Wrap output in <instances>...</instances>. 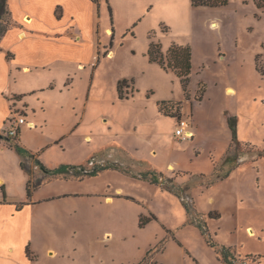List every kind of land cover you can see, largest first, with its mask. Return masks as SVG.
<instances>
[{"label":"rangeland","instance_id":"1","mask_svg":"<svg viewBox=\"0 0 264 264\" xmlns=\"http://www.w3.org/2000/svg\"><path fill=\"white\" fill-rule=\"evenodd\" d=\"M9 6L14 19L37 14L53 39L75 29L81 42L68 45L58 36L53 59L57 51L73 61L53 60V74L40 71L10 86L28 94L0 98V116L8 113L0 134L7 136L21 114L27 121L20 124L21 144L47 167H107L52 178L26 157L29 176L22 154L0 138V198L28 202L30 177L31 186L41 181L34 200L56 198L53 206L37 205L41 218L53 216V237L35 243L37 264H51L50 245L67 254L56 264H231L209 242L206 226L236 264H264V7L257 0L217 7L192 0H9ZM152 43L164 54L174 44L191 48L188 91L173 70L151 61ZM111 48L114 54L104 56ZM178 112L198 136L175 137ZM149 170L183 187L195 213L177 193L131 176ZM105 193L116 194L114 203L105 202ZM30 208L6 225L9 209L0 206V225L9 228L0 235V264H22ZM141 217L150 218L144 226ZM109 232L112 239L104 237Z\"/></svg>","mask_w":264,"mask_h":264},{"label":"crops","instance_id":"2","mask_svg":"<svg viewBox=\"0 0 264 264\" xmlns=\"http://www.w3.org/2000/svg\"><path fill=\"white\" fill-rule=\"evenodd\" d=\"M12 16H13L15 25H13L7 31V33L4 35L1 41V47L3 50L0 52V98L5 97L6 93H9V94L13 93L16 95L18 99H20L22 97L21 94L25 95V94H28V92L27 90H23L18 93L16 92L14 93L13 91H11L10 86H12V84L17 82V80H22L26 82L28 78L33 77L35 73H38L40 71L46 72L48 74L49 73L53 74V60L54 61H73L74 58L70 53H62V52H57V51L54 53L55 59H53V44L60 45L61 43L57 40L58 36L63 37L62 43H67L68 45L74 44L77 47H80V44L78 43L81 42L80 40L81 37L78 36L79 33L73 28L74 30L70 33V36L68 37L66 36L64 38V34L56 33L54 34L56 36L53 39V30L48 29V28H43L40 24H38L39 23L38 21H35V16L37 18V14L34 15L31 12H25L23 14H19L18 19H14L13 13H12ZM26 16H30L32 21L31 22L25 21ZM111 32H113L114 34V31L112 28L106 27V33L109 34ZM98 48H100V46ZM8 52L12 53L13 56L10 58L7 57ZM98 53L100 54L98 59H100L101 58L100 50L98 51ZM113 54H114V51L111 48V50L107 52V55L104 54V56H110ZM83 65L84 63L81 60H79L78 67H82ZM45 90L47 89L45 88ZM49 90L53 91V84L49 88ZM35 91L38 92L41 90L36 89ZM8 107L10 108L9 103L7 105V110H9ZM183 114H184L183 116L186 115V108L183 109ZM7 115L8 113L6 112L2 116H0V121L5 120ZM4 122L5 121H3V123ZM29 124L33 125L34 121L29 122ZM191 131L193 133V137L191 139H193L196 135L198 136V133L196 134L194 130L191 129ZM87 137H91V136L88 135ZM18 138H19V143L22 146L21 144L22 142L20 141L21 134L19 135ZM7 146L10 149H13L8 144ZM118 148L120 149V151H123L125 154L128 153V150L124 145H119ZM27 150L33 153L32 150L30 149H27ZM25 158L26 157L24 156H20V165H21V161ZM80 166L86 167L84 165H80ZM171 166L173 168L172 164H170V168ZM124 173H127V172H124ZM118 192L120 193L121 191L119 190ZM104 195H105L104 200L106 203H114L115 201L114 196L116 194L114 195L111 193H105ZM118 195L119 197H127L130 199H134L133 197L126 196L124 194H118ZM55 200H56L55 196L51 195V196L44 198L43 200L36 201L33 199V192H32V195L30 196L29 201L23 203L21 208H18L19 204L16 205L14 203L13 205H11L12 202H8V200L5 197L0 198V206H4V204H6L9 209V213H10L9 219L5 223L6 225H8L10 222H13L12 220L15 221V218H17L22 212H24L26 208L29 209L31 207L30 208L31 209L30 219H29L30 230L27 233V231L23 228L24 230L21 232L23 234L25 232L27 233V234L25 233V237L23 240L24 241L23 242L24 252L22 253V256H23V258L21 259L22 264H37V261L39 260L38 256L40 257L42 254L38 251V248H36L35 243L37 242L39 237L43 236L47 239L49 237H53V232H50L51 230L49 229L53 225L52 224L53 223L52 214L50 215L51 219L48 221L47 219L41 218L40 214L36 212V209L38 208L37 205H41V204H43L45 207L53 206V202ZM152 214L155 215L153 212ZM3 231L9 232V228L5 230L4 227L0 225V235L1 236L3 235ZM104 237L112 239V234L110 232L105 233ZM28 244L31 246L33 253L36 255L34 260L29 258L27 255L26 246ZM49 251H51V254H52L50 258L47 256L49 255ZM66 255L67 254L64 253L62 250L54 248L53 245L48 246L45 252V256L46 258L49 259L48 261H50L51 264H56L60 256L66 257ZM135 264H139V262H135Z\"/></svg>","mask_w":264,"mask_h":264},{"label":"trees","instance_id":"3","mask_svg":"<svg viewBox=\"0 0 264 264\" xmlns=\"http://www.w3.org/2000/svg\"><path fill=\"white\" fill-rule=\"evenodd\" d=\"M91 1L94 2L95 4L99 5L103 0H91ZM107 1H109V0H107ZM228 3H229V0H192V4L195 7H199V6L217 7V6H225ZM257 5L259 7H264V0H257ZM110 10H111V8H110ZM13 25H15V23L13 20L12 11H11L10 6H9V0H0V52L3 50L1 47V41L4 37V35L7 33V31ZM12 56H13L12 53H10V52L7 53V57L10 58ZM149 56H150L151 61L160 63L161 66L165 69L173 70L177 74V76L181 79L184 90L188 91V85H189L190 74H191V69H192V50L190 47L174 44L169 48L167 54H164L161 50L160 44L152 43L150 50H149ZM127 82H128L127 79L119 81L118 90H119L121 98L124 97L123 87L127 84ZM162 103H164V101ZM161 108H162V106H161ZM176 116L178 118L183 117L182 115H180V112H178V114H176ZM232 121H233V118L230 117L229 123L231 125L232 130H233L234 140H236L237 128H236V124L233 123ZM0 138H4L7 141V144L11 148H15L20 154H22V156L29 157L30 159H34L37 167H39L46 176L53 178V177H59V176L66 174L68 172L82 173V171L79 169L71 170L69 168L70 166H61L58 168L47 167L44 163H42L37 158V156L35 154L31 153L30 151H28L27 149L23 148L20 145V143L18 141L19 140L18 135L17 136H9V135L4 136V135L0 134ZM21 166L24 169H26L29 173V176H31V170L23 160L21 161ZM114 167L119 169L118 165H115ZM104 168H107V167H105V166L102 167V166L97 165V167H95L88 174L91 176L96 175V174H98V172H100V170H102ZM226 174H228V173L226 172ZM133 176L138 177V178L143 179V180H147L151 183H156V184L162 185L165 189H168L170 191L177 193L183 199V201H184V203L188 209L189 214L195 213V208H194L193 204L189 201L187 195L185 194L184 188L179 186L178 184H176L172 178H168V177L165 178V177H163L162 174H158L153 170H149V171L140 173L139 175H133ZM40 185H41V181H39L38 183L31 186V177H30L29 181H28V196L30 197L32 195L33 190L36 189L37 187H39ZM22 205L23 204L18 205V208H21ZM152 217L154 218L155 215L152 214ZM149 219L150 218L145 220L144 217H141L140 225L144 226L145 223ZM204 225L206 226V224H204ZM204 232H205V234L208 235L209 242L217 248L220 256L225 261H228L231 264H236V257L234 256V253L232 252V250L230 248L225 247V246H220L217 242L213 241L211 236H210V232H209V229L207 228V226H206V229ZM26 252H27V255L32 260L35 259L36 256L33 255V251H31L29 246L26 247Z\"/></svg>","mask_w":264,"mask_h":264},{"label":"built area","instance_id":"4","mask_svg":"<svg viewBox=\"0 0 264 264\" xmlns=\"http://www.w3.org/2000/svg\"><path fill=\"white\" fill-rule=\"evenodd\" d=\"M12 121L15 122L13 128L8 132L9 136H17L20 130V124L26 123V119L23 115H19L18 118H12ZM189 120L185 117L178 118V123L175 128V135L178 139L187 140L193 137V133L190 129Z\"/></svg>","mask_w":264,"mask_h":264},{"label":"water","instance_id":"5","mask_svg":"<svg viewBox=\"0 0 264 264\" xmlns=\"http://www.w3.org/2000/svg\"><path fill=\"white\" fill-rule=\"evenodd\" d=\"M71 170H73V169H79V170H81L82 172H84V173H89L91 170H89V169H86L85 167H83V166H70L69 167Z\"/></svg>","mask_w":264,"mask_h":264},{"label":"bare ground","instance_id":"6","mask_svg":"<svg viewBox=\"0 0 264 264\" xmlns=\"http://www.w3.org/2000/svg\"><path fill=\"white\" fill-rule=\"evenodd\" d=\"M25 20H27V21H31V17H30V16H26V17H25Z\"/></svg>","mask_w":264,"mask_h":264}]
</instances>
